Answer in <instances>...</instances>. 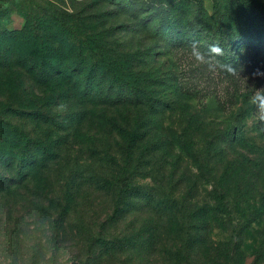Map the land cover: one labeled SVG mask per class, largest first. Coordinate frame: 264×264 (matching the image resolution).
Listing matches in <instances>:
<instances>
[{
    "label": "rangeland",
    "instance_id": "1",
    "mask_svg": "<svg viewBox=\"0 0 264 264\" xmlns=\"http://www.w3.org/2000/svg\"><path fill=\"white\" fill-rule=\"evenodd\" d=\"M257 69L264 0H0V264H264Z\"/></svg>",
    "mask_w": 264,
    "mask_h": 264
},
{
    "label": "clouds",
    "instance_id": "2",
    "mask_svg": "<svg viewBox=\"0 0 264 264\" xmlns=\"http://www.w3.org/2000/svg\"><path fill=\"white\" fill-rule=\"evenodd\" d=\"M224 55V49L218 44H210L208 46L207 55L200 51L199 42L193 41L191 45V56L196 62L206 65L209 69H214L218 63L217 57ZM228 73L234 74L236 69L231 64L220 65ZM253 78H264V71L255 70L252 74ZM251 103L255 106L254 118L255 122L261 125L260 131H264V88H257L256 92L250 97ZM60 111H66L67 106L61 104Z\"/></svg>",
    "mask_w": 264,
    "mask_h": 264
},
{
    "label": "trees",
    "instance_id": "3",
    "mask_svg": "<svg viewBox=\"0 0 264 264\" xmlns=\"http://www.w3.org/2000/svg\"><path fill=\"white\" fill-rule=\"evenodd\" d=\"M92 67L94 66H91V69ZM92 70L90 71L91 72L90 74H92L93 72ZM41 71H44V69L42 68ZM107 73L110 74L111 76L110 78L106 77ZM101 77L98 78L99 79L98 83H101L103 80L107 82V86L101 89H105L108 92L116 90L118 94H125V93L128 94L129 93V89L131 85H130V82L127 79H125V76L121 74L119 63L118 64L108 63L107 66L104 67V71H102ZM91 80H92V77H88L87 82L85 84V88L88 91L95 89L92 85ZM123 187H127V180H123Z\"/></svg>",
    "mask_w": 264,
    "mask_h": 264
}]
</instances>
